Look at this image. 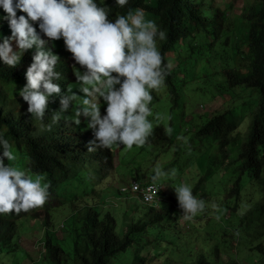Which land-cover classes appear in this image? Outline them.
Returning <instances> with one entry per match:
<instances>
[{"label":"rangeland","instance_id":"rangeland-1","mask_svg":"<svg viewBox=\"0 0 264 264\" xmlns=\"http://www.w3.org/2000/svg\"><path fill=\"white\" fill-rule=\"evenodd\" d=\"M148 1L151 5L155 4V0ZM198 2L200 13L208 18L206 29L213 26L214 20L221 25V29H210L209 33L204 29L191 30L186 39L177 42L174 49L168 52V63L178 86V101L175 106H172L163 85L151 92L153 99L149 107L153 116L149 119L153 120V130L157 125L165 128L171 137L170 142L156 149L145 144L141 147L134 145L131 149L123 146L112 147L113 170L107 179L98 184L91 180L84 169L76 176L81 177V180L74 181L75 178H71L70 183L56 188L55 195L50 200L49 211H45L43 207L34 208L19 219L22 224H18L12 241L6 246L7 249L0 251L1 260L13 264H55L51 261V254L45 246L47 236L51 244L59 247L56 255L60 264H69L72 256V234L66 227L61 229V222L72 213V210L80 208L82 203L91 202L89 196H93L92 189L96 191L102 189L97 198L99 206L107 204L104 208L100 207L102 211L114 210L120 215L124 213L122 216L127 219L133 209L139 211L144 205L135 196H130L124 204L117 188L120 187V183H129L132 180L130 176L141 175V179L145 177L144 180H151L152 169L159 163L164 171L170 174L174 172L179 180L173 183L167 181L165 177L158 183L162 186V191L164 189L166 193L175 196L171 187L187 184L192 189L196 186L197 181L185 177H194L197 180L198 177L201 178L198 190L210 191L204 197L207 201L203 216L191 220L193 224L195 223V228L191 229L189 222L183 219L181 209L180 217L171 215L167 220L175 225L172 228L177 233L178 251L174 250L175 253L182 251L181 246L184 242L189 241L186 245L190 247L191 241H195V250H201L207 255L217 247L219 256L210 257L219 264H264V252L257 248V245L261 244L264 249V234L259 236L253 230L247 232L237 221V216L240 219L241 215L261 197L259 187L245 173L242 175L238 197L226 196L239 172V163L235 160L236 151L259 95L257 89L243 85L231 87L228 83L230 76L249 68L248 20L244 14L247 4L254 0H198ZM143 13L146 19L155 22V17ZM60 42L63 45L62 40L56 41ZM66 60L68 64L73 65L71 54H68ZM72 78L74 83L75 77ZM23 84L9 82L4 83L3 87L10 98H20L17 90ZM73 90L77 92V89ZM221 113L233 114L239 120L238 127L232 133L238 134L235 144L227 146L231 153L228 155L232 161L230 167L219 163L220 157L213 137L209 135L199 137L196 134L198 128L213 115ZM156 114L161 117L159 120L154 119ZM71 116V110L62 114V117L69 120ZM80 119L85 120L83 117ZM11 150L17 159L9 163L27 171L25 154L13 147ZM85 195L88 197H84ZM235 202L238 205L236 213L232 212ZM44 220L47 225L43 223ZM251 231L254 235L250 233ZM151 237L149 239H152ZM173 246L174 244L169 245ZM156 247L158 246L148 244L142 249L140 255L147 256L146 264L190 262L183 258L185 253H182V258L176 259L168 249L162 248L164 251L159 253ZM132 251L130 248L129 251L115 256L112 264H130Z\"/></svg>","mask_w":264,"mask_h":264},{"label":"clouds","instance_id":"clouds-1","mask_svg":"<svg viewBox=\"0 0 264 264\" xmlns=\"http://www.w3.org/2000/svg\"><path fill=\"white\" fill-rule=\"evenodd\" d=\"M127 3L128 0H114L119 7ZM0 10L3 12L0 21H6L10 30L6 36L0 35V64L12 68L26 51L32 50L33 53L24 72L25 83L17 90V95L26 102L25 112L31 119L43 125L49 101L55 96L59 97V108L51 113L52 124H56L71 105L72 122L79 124L80 117H83L92 132L93 139L88 142L87 151L92 153L110 148L112 168L109 174L113 170L112 147L131 149L134 145H149L146 139L153 129V120L149 119L153 116L149 107L153 99L151 92L162 86L166 75L157 47V40L164 39L165 33L154 21L146 19L142 10H129L112 20L108 18L109 11L103 0L99 3L97 0H0ZM17 10L23 14L17 15ZM56 40H62L74 62L75 82L67 84L63 92L56 82L62 78L61 71L57 70L60 58L52 51ZM74 88L79 94L72 91ZM160 118L159 114L154 117ZM16 159L9 140L0 133V215L12 216L19 221L29 210L43 207L48 196V179L45 174L31 175L27 164L26 171L5 162ZM140 176H130L129 183H120L117 188L124 204L130 196H135L144 206L165 213L167 220L171 215L180 217L181 209V216L189 222L191 229L196 227L191 220L203 216L207 201L202 196L204 191L198 190L201 178L185 177L197 181L196 186L192 189L187 184L171 187L175 193L173 196L164 189L162 191L158 183L165 177L173 183L179 181L174 172L164 171L157 163L152 169L151 180ZM65 181L57 183L55 189L70 183ZM92 192L93 196H89L91 202L72 210L61 222V229L83 208L95 207L105 211L100 207L107 204L99 206L97 202L102 189H92ZM50 198L52 200L53 196ZM169 205L174 208L170 214L164 210ZM198 252L211 261L213 257L210 256H219L217 247L208 255L201 250Z\"/></svg>","mask_w":264,"mask_h":264},{"label":"trees","instance_id":"trees-1","mask_svg":"<svg viewBox=\"0 0 264 264\" xmlns=\"http://www.w3.org/2000/svg\"><path fill=\"white\" fill-rule=\"evenodd\" d=\"M97 2L99 3V0ZM103 4L109 11L110 20L117 15L126 14L129 10L134 12L137 9L155 17L158 28L165 33V38L158 40L157 43L166 71L162 85L169 94L172 106H175L178 101V86L168 63V52L174 49L177 42L186 39L191 30L204 29L209 33L210 29L220 30L221 25L214 20L213 26L206 29L208 18L200 13L198 0H155L154 5L148 0H128L123 7L116 6L114 0H103ZM21 14L17 11V15ZM0 15H3L2 10ZM244 15L248 20L249 68L247 71L230 76L228 83L231 87L243 85L257 89L259 95L236 151L235 160L239 163V172L226 196L238 197L242 175L245 173L257 184L261 197L241 215L240 219L238 217V223L247 232L253 230L254 233L262 236L264 234V0L248 3ZM5 34H10L7 22L0 21V35ZM56 41L53 42L52 51L60 58L61 63H58L57 70L61 71L62 75V78L56 82L60 84L63 92L67 84L73 82L74 74L72 65L66 60L70 53L61 42L56 43ZM32 54V50L26 51L19 63L12 68L0 64V133L9 140L11 148H16L25 154L31 175L45 174L48 179V196L43 207L45 211H49L50 197L54 195L57 183L61 184L64 180L76 178L84 169L91 180L97 183L107 178L112 168V152L110 148L97 149L92 153L87 151L88 142L93 136L91 130L86 127L85 120L80 119L81 122L75 124L71 119L61 117L56 124H52L51 113L59 108L58 96L50 99L42 125L40 121L31 119L25 112L26 102L21 98H10L7 95L3 84L25 83L24 72L31 62ZM72 91L75 92L73 89ZM71 107L70 105L69 110L65 112L70 111ZM238 125L239 120L233 114L221 113L213 115L196 131L199 137L209 135L215 139L220 157L219 163L222 165L226 164L230 167L232 164L228 158L231 153L227 146L235 144L238 134L232 135V133ZM170 140L171 137L165 128L157 125L156 129H152L146 143L153 147H163ZM5 162L9 163V161ZM206 195V192L202 193V196ZM236 209H238L237 202L232 212ZM164 210L170 214L174 208L169 205L164 207ZM123 214L109 210L101 212L95 207L83 208L75 213L65 223L72 234V256L69 264H112L115 256L129 251L130 248L133 249L130 264H146L147 256L142 257L140 254L148 244L158 246L156 251L159 253L168 249L176 259L182 258V253H185L183 258L188 259L189 264H219L215 260L206 259L195 250L194 241H191L190 247L186 245L189 241L184 242L181 246L182 251L175 253L177 233L172 228L175 225L167 222L165 213L144 206L140 212L133 209L127 219L122 216ZM10 217L0 215V251L7 249L6 246L12 241L15 229L17 231L18 224H22ZM43 223L47 225L45 220ZM154 233L156 234L152 235ZM250 233L253 234L252 231ZM48 238L46 236L45 246L51 254L50 259L55 264H60L56 255L59 247L51 244ZM171 244L174 246L169 247ZM261 246L258 244L257 248L264 252ZM0 264L13 263L0 259Z\"/></svg>","mask_w":264,"mask_h":264},{"label":"built area","instance_id":"built-area-1","mask_svg":"<svg viewBox=\"0 0 264 264\" xmlns=\"http://www.w3.org/2000/svg\"><path fill=\"white\" fill-rule=\"evenodd\" d=\"M137 186V185H136Z\"/></svg>","mask_w":264,"mask_h":264}]
</instances>
